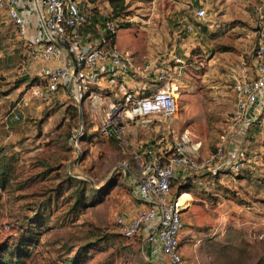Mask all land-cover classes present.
Instances as JSON below:
<instances>
[{
    "label": "rangeland",
    "instance_id": "rangeland-1",
    "mask_svg": "<svg viewBox=\"0 0 264 264\" xmlns=\"http://www.w3.org/2000/svg\"><path fill=\"white\" fill-rule=\"evenodd\" d=\"M89 1L94 11L119 19L115 41L133 63L150 59L171 67L180 94L179 112L168 123L174 132L187 129L201 143L199 157L207 155L228 128L234 77L253 64V25L264 0ZM199 6L207 10L202 20L195 17ZM171 51L180 54L181 65L169 58ZM28 57L27 43L0 11V165L8 172L0 188L1 258L7 264H66L74 256L79 264H167L166 257L147 256L138 239L119 233L116 218L133 211L136 199L119 172L116 142L90 119L83 154L75 160L67 138L78 108L65 92L49 100L34 93L39 76L28 69ZM161 132L166 139L160 146L169 152L172 134ZM153 138L152 126L135 136L143 144ZM244 146L248 153L264 151L263 112L246 130L230 132L228 154ZM257 163L264 164V157ZM262 176L233 180L221 172L201 182L189 179L192 185L185 187L175 176L173 195L184 192L187 199L179 248L187 261L264 264V239L257 236L264 223L251 222L254 210L244 207L264 206ZM25 240L18 258L9 253Z\"/></svg>",
    "mask_w": 264,
    "mask_h": 264
},
{
    "label": "built area",
    "instance_id": "built-area-1",
    "mask_svg": "<svg viewBox=\"0 0 264 264\" xmlns=\"http://www.w3.org/2000/svg\"><path fill=\"white\" fill-rule=\"evenodd\" d=\"M34 14L38 33L25 42L29 47L28 63L38 64L39 83L34 93L45 100L65 92L78 108L77 124L71 129L67 146L77 160L83 154L82 141L87 136L88 121L97 122L96 129L112 138L122 154L119 172L131 187L136 207L123 211L116 225L123 238L138 239L141 250L166 257L167 264H191L181 254L180 233L183 228L184 193L174 196L175 176L183 180L198 175L212 178L221 172L238 175L264 157L263 152L238 148L229 158L227 145L231 131H244L249 123L264 114V11H259L255 25L257 44L251 67L234 77V105L228 128L207 155L199 157L198 141L187 129L174 132L169 119L179 112L180 83L165 62L146 60L135 64L115 42L119 19L104 16V25L91 26L98 14L89 0H0L4 12L23 36L28 12ZM207 10L200 7L195 17L202 20ZM94 32H86V28ZM177 65L179 54H172ZM15 118L19 116L14 115ZM91 120V121H93ZM153 127L155 138L149 143L135 139L137 132ZM167 130L172 144L164 150L160 143ZM160 133V134H159ZM132 142L137 145L131 146ZM5 225L4 227H7ZM264 239V229L258 231Z\"/></svg>",
    "mask_w": 264,
    "mask_h": 264
},
{
    "label": "crops",
    "instance_id": "crops-1",
    "mask_svg": "<svg viewBox=\"0 0 264 264\" xmlns=\"http://www.w3.org/2000/svg\"><path fill=\"white\" fill-rule=\"evenodd\" d=\"M23 1V4L26 3L27 1L29 0H22ZM202 6H199L198 8H200ZM197 8V9H198ZM27 12H28V22H27V26H26V33L25 35H23V39L26 40V39H30L32 38L34 35H36L38 33V30L36 29V26L34 24V14L31 10H28L27 8H24ZM226 16L228 15L227 12L224 13ZM221 16H223V14H220ZM6 16V15H5ZM7 17V16H6ZM8 19V18H7ZM9 20V19H8ZM10 22V20H9ZM12 24V23H11ZM255 25L256 23L253 25V31L252 33L254 34L255 36ZM13 26V24H12ZM14 27V26H13ZM15 28V27H14ZM256 37V36H255ZM116 42V41H115ZM174 52L171 51L169 53V58H171L172 54ZM180 55V54H179ZM174 63V61H173ZM176 64V63H175ZM178 66V65H177ZM27 67L29 70L31 71H35L36 74L37 73V70L39 68V65L38 64H33V63H28L27 64ZM176 67V66H175ZM251 151V150H250ZM252 152V151H251ZM235 153V152H234ZM234 153L231 154H228L229 155V158H232L234 156ZM259 165H264L262 163H255V162H251L249 163V167L248 168H245V170L243 172H241L239 175H233L231 174L230 172H226L230 178H232L233 180H235V178H248L250 179V181L252 180H255L258 176H262L261 173L264 172V168H259L260 166ZM264 177V175L262 176V178ZM214 178V177H213ZM255 178V179H254ZM203 179V177H201V175H198L194 180L197 181V182H201ZM206 179V178H204ZM260 181V180H259ZM136 203L133 204V207L135 208L136 207ZM245 209H252L254 210L253 211V215L252 217H255L256 219L255 220H250L251 222H254L256 224H261L264 223V206H250L249 204H246L244 205ZM131 212V211H130ZM259 230L261 229H264V225H262L261 227L258 228ZM148 256V254H147ZM185 257V256H184ZM186 258V257H185ZM187 259V258H186ZM191 264H195L192 262V259L188 260Z\"/></svg>",
    "mask_w": 264,
    "mask_h": 264
},
{
    "label": "trees",
    "instance_id": "trees-1",
    "mask_svg": "<svg viewBox=\"0 0 264 264\" xmlns=\"http://www.w3.org/2000/svg\"><path fill=\"white\" fill-rule=\"evenodd\" d=\"M113 6H116V5H113ZM119 9L122 10V9H124V7L121 5V6L119 7ZM95 12H96V11H95ZM97 13H98V12H96V14H97ZM110 17H111V18H116V17L113 16V15H110ZM103 20H104V16L98 13V14L92 19V21H91V23H90L89 26L98 23L99 26L102 28L103 25H104ZM85 31H86V32H94V30L91 29L90 27H89V28H86ZM7 174H8V172H7V169H6L5 165H3V164L0 165V188H2V189H3V188L5 187V185H6ZM238 175H239V174H238ZM215 177H216V176H214V178H215ZM183 182H184V184L182 185L183 187H185V185H192L191 182L189 181V179H187V180H183ZM120 235H121V234H120ZM122 238H123V237H122ZM124 239H127V238H124ZM135 239H136V238H135ZM26 241H27V240H25V241H21V242L18 243V245H16V247H15L14 249H9V253H11L12 255L17 254L15 257L18 258V257L20 256V255H19V251H20V249H19V247H17V246H20V247H22V249H24V247H25L24 245H25V244H28ZM138 241H139V240H138ZM20 252H21V251H20ZM8 262H9V260H4V259L1 258V256H0V264H7ZM66 264H79V263H78V258H77L76 256H74V257L70 260V263H66Z\"/></svg>",
    "mask_w": 264,
    "mask_h": 264
},
{
    "label": "water",
    "instance_id": "water-1",
    "mask_svg": "<svg viewBox=\"0 0 264 264\" xmlns=\"http://www.w3.org/2000/svg\"><path fill=\"white\" fill-rule=\"evenodd\" d=\"M147 254L150 255V244L147 245Z\"/></svg>",
    "mask_w": 264,
    "mask_h": 264
},
{
    "label": "bare ground",
    "instance_id": "bare-ground-1",
    "mask_svg": "<svg viewBox=\"0 0 264 264\" xmlns=\"http://www.w3.org/2000/svg\"><path fill=\"white\" fill-rule=\"evenodd\" d=\"M180 200H185V198L181 195V196H180Z\"/></svg>",
    "mask_w": 264,
    "mask_h": 264
}]
</instances>
